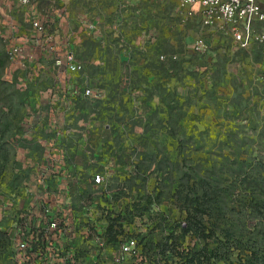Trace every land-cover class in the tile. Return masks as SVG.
<instances>
[{
  "label": "rangeland",
  "instance_id": "1",
  "mask_svg": "<svg viewBox=\"0 0 264 264\" xmlns=\"http://www.w3.org/2000/svg\"><path fill=\"white\" fill-rule=\"evenodd\" d=\"M67 3L73 19L94 22L105 40H91L85 35L82 38L87 70L68 78L67 88L90 87L102 91L103 96L96 107L88 105L71 114L82 122L80 137L75 136V121L66 117L64 126L69 122L72 125L64 139H82L86 133L91 138L103 137L95 138L91 146H83V158V153L113 152L115 143L100 142L107 138L117 139L120 147L122 137L145 140L144 144H136L135 151L127 143L114 152L118 172L108 182L115 193L127 187L120 196L128 200L129 212L125 217L115 216L116 225L119 221L121 227H116L114 236H105L108 244L117 250L129 238L135 239L138 255L130 257L131 264H153L159 258L157 244L170 236L182 242L177 251L199 250L205 240L214 248V236H241L242 245L264 251L262 47L254 44L247 51H236L229 38L203 28L198 13L186 16L175 0ZM259 30L264 32V25ZM197 39H203L204 48H195ZM160 56L165 59L160 60ZM5 62L3 59L5 74H0V96L12 94L18 103L21 95L29 99L22 89H36L38 93L46 89L44 79L38 87L30 80L20 81L14 71L17 68ZM262 75L263 80L257 81ZM11 84L14 86H8ZM22 116L27 120L28 112ZM24 144L14 142L12 146L21 152L28 149L33 159L43 153L38 140L34 145ZM5 148L10 149L11 142ZM129 153H138L141 176H134L137 166L135 169L133 161L129 165V159H121ZM25 161L18 164L7 159L5 194L25 198L29 182L19 173ZM132 166L134 169H130ZM124 167L131 170L127 178L130 186L119 182ZM193 219L200 221L202 228L182 233V226ZM145 244L152 247L144 248ZM233 244L230 241L228 247ZM0 248L2 264L9 260L6 255L11 249L5 236H0ZM233 252L231 260L237 262L241 252ZM165 253L167 263L172 262L170 249Z\"/></svg>",
  "mask_w": 264,
  "mask_h": 264
},
{
  "label": "built area",
  "instance_id": "2",
  "mask_svg": "<svg viewBox=\"0 0 264 264\" xmlns=\"http://www.w3.org/2000/svg\"><path fill=\"white\" fill-rule=\"evenodd\" d=\"M175 1L186 16L198 13L203 28L229 38L236 51H247L255 44L262 47L264 56V32L259 30L264 25V0ZM11 6L28 27L18 35L15 19L0 1V15L9 29L8 35H1L6 63L17 68L14 71L20 81L42 77L52 87H62L42 90L35 103L25 107L28 117L21 122L23 139L39 133L42 124L53 136L37 138L43 153L36 159L31 156L19 169L29 182L25 198L14 193L0 195V236L11 244L6 255L9 262L2 264H125L138 255L136 240L129 238L116 250L105 237L113 236L115 216L125 217L129 212L128 200L120 196L125 186L115 193L108 182L118 172L116 157L109 152L83 153V158V146H91L94 139L66 142L61 136L66 113L80 112L82 102L102 99V91L80 86L68 89L67 81L87 70L88 60L82 57L84 35L91 40L105 39L94 22L71 17L67 0H14ZM194 45L196 49L205 47L203 39ZM46 112L53 119L45 120ZM262 112L264 115V106ZM100 142L110 144L111 140ZM121 173L119 182L126 183L131 170L122 168Z\"/></svg>",
  "mask_w": 264,
  "mask_h": 264
},
{
  "label": "trees",
  "instance_id": "3",
  "mask_svg": "<svg viewBox=\"0 0 264 264\" xmlns=\"http://www.w3.org/2000/svg\"><path fill=\"white\" fill-rule=\"evenodd\" d=\"M8 86L12 87L14 85L11 84ZM8 95L9 94L0 96L1 97L0 98V195H5V192L3 191H4V187L5 186L7 187V183L4 178V170H5V163L7 159H9L8 155L10 153L9 149L5 148V145H6L4 141L5 131H8L10 122H15V123L17 122L15 125V137L13 141L18 142V143H21V141H26L25 139H23L24 130L21 127V122L23 121L22 113L25 112L24 111L25 106H27L28 104L32 106L35 101V99L31 98V96H29V99H28L26 95H21L20 98L18 99L19 102L17 103L16 101H14L15 99L14 95L10 94L9 95L10 97ZM6 96H8L9 98H7ZM32 97H35V96H32ZM97 102H82L81 109L82 110L84 108L86 109V106L88 105L91 107H96ZM4 108H7V111H4ZM20 113L21 115H19ZM43 126L44 124L41 125V128L39 129V133L37 134L34 133L32 134V136H30L31 142H34L35 140V143H36L37 141L36 138H38L40 134L43 135V131H44V129L42 128ZM107 139L111 140L110 142L111 144L115 143L114 146L116 147H113V148L111 147L112 150H114L113 152H115L116 150L119 151L118 148L120 147V142L117 139H114L115 141H113L111 138H107ZM122 139H123V143H121L120 148L123 149L122 147L125 144L130 143V144H127L126 146L129 147V145H133V147H129V148H132V150L134 151L138 147L136 144H141V143L144 144L145 142L144 139H137L138 141H135L132 138L128 139L125 137H122ZM135 155L137 157L135 169H136V166H137V169L135 170L133 174L134 176L136 175L141 176V173H143V171H142V168L138 166L139 163L141 164L139 160V155L138 153H130L131 157L133 156L135 158ZM19 173L23 174V172L20 170H19ZM13 176L14 178H19L17 175H13ZM126 184L130 186L128 179H127ZM10 193L11 192L7 193L6 195H9ZM113 227H120V225L119 224L116 225V222L113 221L112 232L114 236L115 229H113ZM200 228H202L201 222L195 221V219H193L192 222L191 221L186 222L182 226V233H188L190 231L197 232ZM180 237L182 238L183 236H180ZM196 237H199V236H196ZM203 237L205 239L213 238V236H203ZM240 237L241 236H236V238L238 239H234L232 236H221V237L214 236L215 241H216L214 248H210L209 242H206L205 240V243L199 250L189 249L188 251L185 252L184 249L177 251L178 244L181 247L182 242H178L177 241L178 238H174L173 236H170V237L165 238V241L163 243L157 244L159 248V256H158L159 258H156L151 263L153 264H264V251L261 250V248H258L257 246L253 248V250H251L252 249L251 246H247V244L242 245L241 241L239 240ZM169 240H170V243H169ZM230 241L234 243L233 244L234 246L232 248L228 247V243H230ZM145 247L150 248L152 246L145 244L144 248ZM154 248L156 249L155 246ZM167 249H170V252H171L170 256H171L172 262L170 263H167L168 260H167L166 253H165ZM234 250H239L241 252L240 254H237L236 256L237 262H233L231 260ZM258 251H262V252L259 254ZM146 252H147V249H146ZM174 259H177V260H174Z\"/></svg>",
  "mask_w": 264,
  "mask_h": 264
},
{
  "label": "crops",
  "instance_id": "4",
  "mask_svg": "<svg viewBox=\"0 0 264 264\" xmlns=\"http://www.w3.org/2000/svg\"><path fill=\"white\" fill-rule=\"evenodd\" d=\"M1 2H3V4H4V6H5V11H6V13L8 14V15H10L11 17H13L14 19H15V21H16V23H17V25H18V27H19V32H18V35H23L25 32H26V29H27V24L25 23V20H24V18H23V16L21 15V14H19V13H15V12H13V9H12V4L14 3V0H0ZM8 33H9V29L7 28V25L5 24V21H4V19H3V17L0 15V74L1 73H3V68H4V64L2 63V60L4 59L5 60V56H4V48H3V38L1 37V35H3V34H7L8 35ZM19 41H22V38H19ZM19 41H17V42H19ZM6 63V62H5ZM3 74H5V72L3 73ZM261 75V74H260ZM263 76V75H262ZM5 77H7V75H5ZM42 80H43V78L42 77H40V78H36V77H33V78H31L30 79V81L32 82V84L35 86L36 85V87H38L37 85H40V83L42 82ZM37 81V83H39V84H34V82H36ZM44 81H46V89H49L48 88V86L49 87H51V88H53L52 87V84H50V80L48 81V80H45L44 79ZM28 82V81H27ZM257 84H258V82H257ZM256 87V86H255ZM45 89V90H46ZM257 89H259V87L257 86ZM26 93H28V96H35V97H37L38 96V92L39 91H36V89H34V91L32 90H26L25 91ZM263 106H264V104L262 105V108H263ZM262 108H261V114H263V112H262ZM25 111V110H24ZM81 111H82V109H81ZM47 114H46V117H45V120H47V121H50L51 119H53V114H49L50 112H46ZM71 114H73L74 115V113H66L65 115H64V118H63V122H67L66 121V117H68V121H71L72 120V122L73 121H75V122H73L74 123V127H73V129L75 130V132H76V135L75 136H78V137H80L81 136V134H78L79 132H80V130H81V128H82V122L81 121H78V120H76V119H74V118H72L71 117ZM74 117V116H73ZM72 122H69L70 124H69V126H71L72 125ZM17 123V122H16ZM16 123L15 122H10L9 124V128H8V131H5V137H4V141H5V143L6 144H8V145H10V142H11V148L9 149V160H10V162H15V163H18L19 164V162H21V160H24V159H26V160H29V159H31V156L32 155H34V154H32L31 152H29V150L27 149V150H24L23 152H21L20 150L18 151V149H16L14 146H12V144H13V142H12V140L14 139V137H15V125H16ZM69 126H67L66 127V125L63 127V130H64V132L62 133V137H65V135H68L69 134V132H70V128L71 127H69ZM48 130L47 129H44V131H43V135H41L40 134V136L38 137V138H45V139H51V137L53 136V134H51V132L50 133H48L47 132ZM80 135V136H79ZM86 136H83L84 138H87V139H94V141H97L96 139L99 137V138H103V137H100V136H98V137H95V138H91V136H88V134L86 133L85 134ZM78 137H74V138H78ZM82 137V138H83ZM37 139V138H36ZM26 141H21V143L23 142V143H27L26 145H29V144H31V145H34V143H35V140H34V142H31L30 140H28V139H25ZM20 143H18V145H19ZM24 144V145H25ZM97 144L98 145H100L98 142H97ZM14 148V149H13ZM100 149V148H99ZM116 152V151H115ZM113 154H114V152H113ZM128 155H129V157H128ZM123 161H128V159H129V165H130V163L133 161V163H135L136 164V162H137V157H136V155H135V158L132 156H130V153L129 154H126V156L124 157V159H123V157L121 158ZM121 160V161H122ZM123 169H125V172H128V168L127 167H124ZM130 169H134V167L132 166ZM139 174V173H138ZM125 264H131V262H127V263H125Z\"/></svg>",
  "mask_w": 264,
  "mask_h": 264
}]
</instances>
